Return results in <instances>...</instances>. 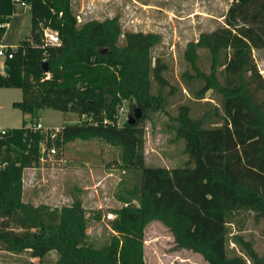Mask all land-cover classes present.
Instances as JSON below:
<instances>
[{"label":"trees","instance_id":"1","mask_svg":"<svg viewBox=\"0 0 264 264\" xmlns=\"http://www.w3.org/2000/svg\"><path fill=\"white\" fill-rule=\"evenodd\" d=\"M17 3L30 7L32 30L9 49L14 55L5 60L0 88L22 90L14 107L32 122L0 130V246L40 261L55 252L57 264H148L145 232L157 221L177 250L198 253L208 264H264L241 237L236 243L246 257L228 254L235 213L249 211L264 221V78L254 58L255 50H264V0H233L225 25L187 46L184 84L197 100L212 91L221 106L211 105L198 118L188 105L178 108L171 128L188 159L173 169L148 166L144 157L143 125L151 114L166 112L177 90L165 77L167 65L153 57L160 36L124 32L117 18L80 25L72 0H0V25L13 23ZM46 28L58 32L61 47L45 46ZM5 33L0 27V40ZM127 101L129 115L141 108L143 117L119 126ZM44 109L85 118L59 134L66 141L101 139L119 147L121 168L140 172V184L118 195L122 206L104 248L87 244L81 201L59 209L23 200L24 171L40 164L41 144L51 137L29 128Z\"/></svg>","mask_w":264,"mask_h":264},{"label":"rangeland","instance_id":"2","mask_svg":"<svg viewBox=\"0 0 264 264\" xmlns=\"http://www.w3.org/2000/svg\"><path fill=\"white\" fill-rule=\"evenodd\" d=\"M233 0H72V9L80 25L91 21L117 18L124 32L157 34L161 38L153 50L154 59H161L167 67L166 79L175 87L176 94L169 98L166 112L149 116L143 125L144 157L148 166L173 169L182 166L188 157L183 153L184 142L175 141L171 118L177 116L181 105L191 108L194 118L202 116L212 106H221V97L208 92L203 100L195 99L182 80L189 69L185 51L202 33L212 32L225 25V17ZM30 7L16 4L15 17L4 44L19 45L31 35ZM51 29V28H50ZM53 30V29H52ZM202 53V67L209 70L208 58ZM254 58L264 78V50H255ZM5 59L0 57V71ZM200 85H196L199 87ZM158 86L154 85V93ZM170 88H167V92ZM264 97V95H263ZM23 100L20 89L0 88V128H20L23 122H32L14 107ZM118 115L119 126L129 120V102ZM46 130L61 131L66 125L81 123L85 118L73 113L52 109L41 110L36 119ZM47 135V132L44 131ZM55 150V154L51 153ZM41 162L24 171L23 200L35 206L47 204L52 208L69 207L81 201L87 216V244L97 249L110 243L114 232L112 221L122 204L118 195L139 185L140 172L125 171L120 166L119 147L101 139L66 141L61 133L47 137L41 144ZM1 222V221H0ZM229 228V256L246 257L236 243V237L251 243L264 256V221H256L249 211L237 212L231 217ZM145 259L148 264H208L203 257L189 250H177L167 227L152 222L145 232ZM55 252L40 261L29 252L13 254L0 246V264H57Z\"/></svg>","mask_w":264,"mask_h":264},{"label":"built area","instance_id":"3","mask_svg":"<svg viewBox=\"0 0 264 264\" xmlns=\"http://www.w3.org/2000/svg\"><path fill=\"white\" fill-rule=\"evenodd\" d=\"M24 5V4H23ZM0 27H4L6 28V33L8 30L11 29L12 27V23H7L5 25H0ZM6 33L4 34V36L2 37V39L0 40V57L4 58L5 60L6 59H12L13 58V50L16 48V47H9L7 45H5L3 43V39L6 35ZM44 42H45V46L47 47H61V40L59 38V35H58V32L50 29V28H46L44 29ZM9 49H12V51H10ZM45 58L47 57V54H44ZM45 61V59H44ZM124 108L122 107L120 109V111H124L123 110ZM29 128H31L32 131L36 132V131H46L48 134H50V136L54 139L57 137V134L60 132V131H55V130H46L45 127L43 126L42 123H36V124H33V125H29ZM3 133H5V131H3ZM51 153L52 154H55V150H51Z\"/></svg>","mask_w":264,"mask_h":264},{"label":"water","instance_id":"4","mask_svg":"<svg viewBox=\"0 0 264 264\" xmlns=\"http://www.w3.org/2000/svg\"><path fill=\"white\" fill-rule=\"evenodd\" d=\"M44 71L47 72L48 69L46 68L47 62H44ZM143 117V112L141 108H136L134 113L129 116L128 123L129 125H135L138 120H140Z\"/></svg>","mask_w":264,"mask_h":264},{"label":"crops","instance_id":"5","mask_svg":"<svg viewBox=\"0 0 264 264\" xmlns=\"http://www.w3.org/2000/svg\"><path fill=\"white\" fill-rule=\"evenodd\" d=\"M23 7H28V6H26V5H22ZM14 17H15V15H14ZM8 35V31H7V33H6V35H5V37H4V39L6 38V36ZM3 39V40H4ZM5 45H7V46H9V47H17L18 45H14V46H11L10 44H5ZM4 68H5V66H4ZM3 68V69H4ZM1 73H4V70L3 71H0ZM0 130H1V128H0ZM6 130V129H5ZM25 189V188H24ZM24 196V195H23Z\"/></svg>","mask_w":264,"mask_h":264}]
</instances>
